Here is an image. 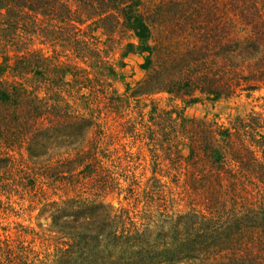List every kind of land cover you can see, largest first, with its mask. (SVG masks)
<instances>
[{"label": "trees", "instance_id": "trees-1", "mask_svg": "<svg viewBox=\"0 0 264 264\" xmlns=\"http://www.w3.org/2000/svg\"><path fill=\"white\" fill-rule=\"evenodd\" d=\"M75 2L71 10L59 0H0V53L4 43L15 51L13 59L4 55L0 64V149L24 144L31 151L38 145L35 137L50 134L59 126L57 120H66L68 136L83 132L92 114L63 102L64 87L77 93L84 89L87 95L79 97L93 98L98 92L93 86L122 78L118 69L130 54L144 55L141 69L146 74L131 98L164 93L188 98L191 105L200 97L217 102L264 88V0H197L189 8L182 0H169L175 8L171 21L165 18V1L149 8L147 0ZM37 14L51 21L45 37L66 27L65 42L72 50L81 47L85 70L29 48L25 36L41 31ZM83 25L86 32L78 28ZM97 32L105 37L103 43L118 32L132 38L116 64L105 53L99 57ZM169 32L173 36L167 38ZM177 41L181 44L174 48ZM9 73L15 80L3 78ZM149 115L153 120L157 116L154 125L163 138L157 147L170 167L183 173L193 210L167 216L162 222L166 229L151 238V228L161 227L157 221L125 228L120 219L115 223L110 218L104 204H87L93 208L84 222L98 232L67 234L50 262L0 235V264H264V110L237 116L226 127L187 120L181 111L155 105ZM81 154L90 161L79 173L81 180L92 181L101 170L94 167L93 155ZM6 155L0 150V171L7 167ZM103 191L107 194L108 188ZM97 210L104 212L102 217ZM84 212L77 201L74 222ZM110 247L117 252L112 259ZM106 251L107 258L102 256Z\"/></svg>", "mask_w": 264, "mask_h": 264}, {"label": "rangeland", "instance_id": "rangeland-1", "mask_svg": "<svg viewBox=\"0 0 264 264\" xmlns=\"http://www.w3.org/2000/svg\"><path fill=\"white\" fill-rule=\"evenodd\" d=\"M59 1L71 10L75 9V0ZM164 1L165 18L171 21L175 8L167 4L169 0ZM164 1L147 0L146 7ZM182 1L184 8H189L191 4L197 5V0ZM206 2L204 0V4ZM221 9L226 10L223 6ZM34 17L41 31L33 36H25L29 48L64 65L85 70L87 66L81 57V47L72 50L65 42L68 35L66 27L61 25L59 27L62 29L45 37L46 32H50L51 21L39 14ZM182 23L185 24V20ZM78 28L86 32L84 25ZM96 35L101 40L97 46L99 57L102 58L105 53L112 64L121 60L124 45L133 41L124 32L111 35L110 40L104 43L105 37L101 32ZM172 36L169 32L166 37ZM78 38L85 41L81 36ZM177 44L180 45L181 41H177L174 48ZM4 46L5 50L0 53V64L4 55L13 59L15 54L7 43ZM143 58L144 55L139 54H130L124 58L122 61L125 67L118 69L122 78L101 87L93 86L98 91L93 98L85 100L79 97L87 95L84 89H79L77 93L64 87L63 102L69 103L82 114L87 109L92 114V123L83 132L68 136L67 129H64L66 120H57L59 126L52 129L50 134L35 137L38 145L31 146V151L24 144L10 148V151L5 146L1 147L0 150L8 158L7 167L0 171L2 239L8 237L14 245L19 242L32 250L37 258L45 257L50 262L51 255L56 256L63 248L67 234H93L99 231L97 227L84 222V218L92 214L88 210L93 207L87 204H104L110 218L115 223L120 219L125 228L131 225L143 226L149 219L157 221L156 226L161 227L159 230L158 227L151 228V238L162 228L166 229L167 223L162 222H165L167 216L175 217L193 210L195 203L188 197L183 173L178 168L172 169L157 147L163 138L159 132L160 127L154 125L158 123L157 116L153 120L149 115L152 106L164 111H181L187 120H202L226 127L237 116L243 117L251 111L261 113L264 110V88L250 93L249 97L244 92H238L229 99L217 102L199 96V102L191 105L186 104L188 98H175L164 93L131 98L129 93L146 77L141 69ZM11 76L9 73L3 78L15 80ZM36 83L35 80L30 82L32 86ZM81 151L93 155L96 159L94 167L101 170L92 181L81 180L83 174L79 173L90 163ZM105 187L108 188L107 194L102 192ZM77 201L82 203L85 212L78 222H74L75 218L71 216L76 212ZM101 211L97 210L96 216L99 214L102 217L100 213L104 212ZM59 212L64 214L61 213L62 216L60 214L57 218ZM116 253L110 247L108 258H114ZM175 264L190 263L182 261Z\"/></svg>", "mask_w": 264, "mask_h": 264}]
</instances>
